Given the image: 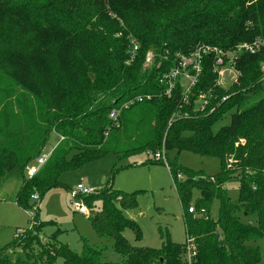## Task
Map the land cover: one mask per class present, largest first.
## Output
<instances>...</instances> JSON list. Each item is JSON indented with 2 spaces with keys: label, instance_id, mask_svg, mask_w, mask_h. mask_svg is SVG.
<instances>
[{
  "label": "trees",
  "instance_id": "1",
  "mask_svg": "<svg viewBox=\"0 0 264 264\" xmlns=\"http://www.w3.org/2000/svg\"><path fill=\"white\" fill-rule=\"evenodd\" d=\"M263 36L264 0H0V92L10 80L35 103L21 107L17 123L5 109L0 113V176L17 166L23 172L51 133L63 144L42 171L23 177L17 205L31 208V194L40 198L62 185L63 172L109 152L144 149L154 156L162 151L184 211L186 236L194 239L192 264H264V79L259 69L264 50L236 58L237 75L227 88L214 87L216 74L207 60L193 92L212 88L217 99L203 112L182 103L180 88L165 96L160 82L175 57L198 44L228 50ZM131 40L137 50L129 60ZM147 53L153 57L148 64ZM3 88L9 92L11 84ZM147 94L151 98L134 102ZM112 108L120 110L117 123L108 118ZM224 115L229 122L216 127ZM169 150L218 157L221 170L206 176L170 164ZM179 173L185 175L182 181ZM231 181L239 183L234 199L224 187ZM194 190L199 195L190 213ZM112 194L97 195L100 205L91 206L88 218L100 236L112 240L120 261L103 260L102 252L89 245L76 253L56 234L41 238L37 206L36 224L15 233L9 245L22 257L11 260L0 251V264H183L184 244L130 245L125 228L141 239L136 222L123 213L137 204L135 194Z\"/></svg>",
  "mask_w": 264,
  "mask_h": 264
},
{
  "label": "rangeland",
  "instance_id": "2",
  "mask_svg": "<svg viewBox=\"0 0 264 264\" xmlns=\"http://www.w3.org/2000/svg\"><path fill=\"white\" fill-rule=\"evenodd\" d=\"M236 75L235 71L230 69L227 71L222 79L224 88L234 83L232 77ZM8 83L11 84L9 92L3 88ZM3 85L0 92V113L5 109L10 116V122L15 123L16 120L17 123L21 117V107L26 104L32 107L35 103L29 94L16 87L10 80H5ZM22 97H26L31 102ZM21 100H24L23 104ZM228 122L229 116L224 115L216 127ZM22 126L24 128L26 126L24 120H22ZM113 135L112 132L110 139L114 145L116 140ZM59 139L55 133H51L41 154L46 155L54 149L62 148L63 144L60 142L62 139ZM131 144L132 141L123 143V146L128 147ZM166 157L170 164L206 176L215 175L221 170V161L215 156H201L189 151L177 154L175 150H169L166 151ZM29 164L36 166L35 161ZM46 165L40 166L39 171H42ZM24 176H27L26 170L22 172L18 166L0 176V251H4V255L11 260L22 257L17 247L9 246L15 232L28 227L31 219L30 208L24 209L15 201L23 185ZM184 177L183 173H179L177 181H182ZM58 181L62 184L61 186L45 190L36 202L31 199V196L37 194L39 197L38 193L31 194L28 199L31 207L38 206V218L43 222L39 236L43 239L56 234L58 241L68 245L76 253H80L85 245H89L102 252L103 260L120 261V257L111 250L112 240L100 236L93 228L88 216L94 211L91 206L100 205L97 195L104 194L109 197L111 193L120 195L119 192H122L134 193L137 202L134 207L123 211L124 215L133 219L141 230V239L137 240L134 230L124 229L123 236L130 245L160 248L168 241L176 244L185 243L184 211L176 193L174 178L168 166L162 161L155 160L153 153L149 154L144 149L125 155L109 152L98 160L63 172ZM78 183L102 192H96V196L88 201L83 200L81 198L83 196L79 195L74 198L71 190H74ZM238 184V181H231L224 186L233 199L237 196ZM198 195V191L194 190L190 201L191 206L194 207ZM74 204H84L88 215L75 211ZM218 205V200L212 201L210 215L213 218L217 217ZM262 248L264 254V246Z\"/></svg>",
  "mask_w": 264,
  "mask_h": 264
},
{
  "label": "built area",
  "instance_id": "3",
  "mask_svg": "<svg viewBox=\"0 0 264 264\" xmlns=\"http://www.w3.org/2000/svg\"><path fill=\"white\" fill-rule=\"evenodd\" d=\"M137 50V44L134 40H131V50L129 52V60H131ZM264 50V36L256 37L250 41H242L236 44L232 49H222L217 46H211L206 44H198L193 51L189 54H178L172 65L162 73L160 82L163 87V94L167 97H171L176 88H180V99L182 103L192 106L196 111L203 112L206 108H209V105L212 101L217 99L216 92L210 88L208 90H203L197 93L193 92L194 87L198 84L201 79L203 66L207 63V60L210 59L213 72L216 74L214 80V87H224L223 78L227 74V71H235L234 65L236 58L241 54H255ZM152 54L147 53L145 57V63L148 64L152 61ZM159 63L157 64V67ZM259 69L262 73L261 77L264 79V60L259 63ZM232 75V74H231ZM235 77H232L233 81ZM227 96H223L219 101H223ZM151 98V95H139L134 98V102H141L144 99ZM192 99V101H191ZM218 101V102H219ZM217 102V103H218ZM214 106L210 107L209 111L214 110ZM120 110L119 108H112L108 113V118L114 123H117ZM62 139V138H61ZM54 147L52 148V150ZM51 154L47 153L46 155L39 154L32 161L36 162V166H32L29 163L25 166L27 178H32L39 172V167L45 165ZM155 160H161L166 164L163 153L157 152L154 155ZM31 161V162H32ZM167 165V164H166ZM97 190L92 187H86L82 183H78L74 190H71L72 197L87 196L90 194H95ZM31 199L37 201L39 199L38 195H32ZM75 211L88 215L87 208L84 204H74ZM36 209L37 206H32L30 208V225L31 228L36 224ZM188 212L193 213L194 207L190 206ZM204 210L201 209L199 213H203ZM17 230L15 233L18 234ZM196 251L194 247V239L192 237L186 236L184 243V253H183V264H192V259L195 256Z\"/></svg>",
  "mask_w": 264,
  "mask_h": 264
}]
</instances>
